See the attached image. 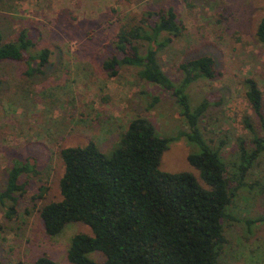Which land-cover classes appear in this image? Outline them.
Instances as JSON below:
<instances>
[{"label": "rangeland", "instance_id": "obj_1", "mask_svg": "<svg viewBox=\"0 0 264 264\" xmlns=\"http://www.w3.org/2000/svg\"><path fill=\"white\" fill-rule=\"evenodd\" d=\"M165 7L175 9L185 31L159 52V62L178 84L182 63L202 56L215 60L217 77L195 82L189 94L193 105L204 98L211 102L200 122L207 143L220 150L229 172L239 164V142L249 144L252 138L244 118L250 117L260 129L244 82L256 80L264 94V44L257 38L264 0H0L5 40H16L24 32L36 43L29 53L36 55L45 48L52 52L44 73L33 77L26 75L23 62L0 63V189L16 161L31 163L38 172L22 177L29 182V191L21 198L16 221H7L0 206V225L5 229L0 233L2 264H34L43 255L56 264H70L73 237L93 236L83 223L68 225L54 238L44 231L40 210L62 199L64 148L94 142L111 155L138 117L150 121L161 137L175 139L180 131L189 130L172 94L143 81L138 69L124 66L116 77L103 69L104 45L127 20ZM141 47L144 54L147 45ZM157 97L161 100L154 104ZM198 151L185 139L174 140L161 170L199 177L188 160ZM244 180L228 210L231 217L224 222L228 244L220 264H264V155ZM42 187L48 191L39 198ZM88 257L99 263L106 260L100 252Z\"/></svg>", "mask_w": 264, "mask_h": 264}, {"label": "trees", "instance_id": "obj_2", "mask_svg": "<svg viewBox=\"0 0 264 264\" xmlns=\"http://www.w3.org/2000/svg\"><path fill=\"white\" fill-rule=\"evenodd\" d=\"M184 31L185 24L173 7L148 9L128 19L116 37L104 45L107 59L103 69L109 77L118 76L124 66L138 69L143 81L172 94L189 130L180 131L175 139L161 137L150 121L138 117L111 155L94 142L62 150V199L46 204L40 218L50 238L72 223L91 228L93 236L73 237L68 249L70 264H220L228 244L224 233V222L231 217L228 210L245 186L244 177L264 155V94L256 80H245V97L260 129L250 117L244 118L252 138L249 144L240 140L239 164L229 172L220 150L213 149L201 131L200 122L211 102L204 98L193 105L189 94L195 82L217 77L215 60L202 56L182 63L179 70L183 78L178 84L159 62V52ZM257 38L264 44V17ZM142 44L147 45L144 54ZM35 46L27 33L7 41L0 31V63L23 62L28 66V77L43 74L52 52L45 48L32 55L29 51ZM160 100L155 98L154 104ZM180 139L198 148L188 160L200 172L199 177L190 172L161 170L165 153L174 140ZM29 173L38 174L31 163L16 161L8 170L5 188L0 189V206L9 222L19 218V203L29 191V182H23L22 177ZM231 183L236 184L235 188ZM47 191L42 187L39 198H44ZM4 231L0 225V233ZM93 252L102 253L106 260L99 263L90 259ZM34 264L56 262L43 255Z\"/></svg>", "mask_w": 264, "mask_h": 264}]
</instances>
